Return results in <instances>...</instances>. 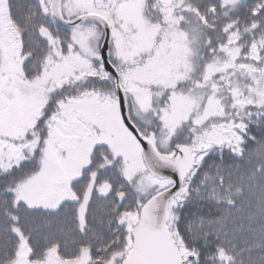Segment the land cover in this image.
I'll return each instance as SVG.
<instances>
[{
	"label": "snow or ice",
	"instance_id": "6c2138e0",
	"mask_svg": "<svg viewBox=\"0 0 264 264\" xmlns=\"http://www.w3.org/2000/svg\"><path fill=\"white\" fill-rule=\"evenodd\" d=\"M0 264H264V0H0Z\"/></svg>",
	"mask_w": 264,
	"mask_h": 264
}]
</instances>
